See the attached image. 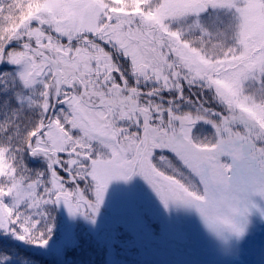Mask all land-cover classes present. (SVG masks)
<instances>
[{"label":"snow or ice","instance_id":"6c2138e0","mask_svg":"<svg viewBox=\"0 0 264 264\" xmlns=\"http://www.w3.org/2000/svg\"><path fill=\"white\" fill-rule=\"evenodd\" d=\"M136 175L169 215L209 177L264 203V0H0V264Z\"/></svg>","mask_w":264,"mask_h":264},{"label":"rangeland","instance_id":"374dc122","mask_svg":"<svg viewBox=\"0 0 264 264\" xmlns=\"http://www.w3.org/2000/svg\"><path fill=\"white\" fill-rule=\"evenodd\" d=\"M102 211L110 215L126 214L127 220L132 221L135 227L137 223L142 224V232L152 231L162 236L169 241V247L154 241L145 242L142 236L116 224L109 225L99 220L93 226L83 219H77L76 223L65 225L58 216L56 240H61L65 232H70L73 240L62 247L60 254L54 250L37 253L38 264H47L43 262L44 259L55 264H153L148 260L150 252L162 264H210L198 258L195 232L192 229L194 217L166 213L149 185L139 175L128 182L113 181ZM253 234H256L259 245L248 264H264V227L263 232ZM56 240L53 241L54 247ZM168 248H175L179 253Z\"/></svg>","mask_w":264,"mask_h":264},{"label":"clouds","instance_id":"9594fccd","mask_svg":"<svg viewBox=\"0 0 264 264\" xmlns=\"http://www.w3.org/2000/svg\"><path fill=\"white\" fill-rule=\"evenodd\" d=\"M173 212L194 217L203 233L225 255L231 254L256 221L264 223V205L248 191L226 180L209 177L202 199L181 193Z\"/></svg>","mask_w":264,"mask_h":264},{"label":"bare ground","instance_id":"6f19581e","mask_svg":"<svg viewBox=\"0 0 264 264\" xmlns=\"http://www.w3.org/2000/svg\"><path fill=\"white\" fill-rule=\"evenodd\" d=\"M258 225H259V221H257ZM128 225L130 227L135 228V225L132 222H128ZM192 226L193 229L196 231V243H195V247L198 248V253H199V257L203 259V261L205 260L206 262L208 261L210 264H227L226 260L228 261V264H237L240 262V260L244 257V252H245V248L248 249L251 246H253L255 243L258 244V242L256 240L252 241V243H246L247 247H243V249L236 247V252L235 254H222L218 248L213 247L206 239L204 241L205 236H203L202 234V230H200V226H198V223L196 222V220L193 218L192 219ZM208 258H204V256L206 255ZM246 256V255H245ZM221 262V263H220Z\"/></svg>","mask_w":264,"mask_h":264},{"label":"water","instance_id":"95a60500","mask_svg":"<svg viewBox=\"0 0 264 264\" xmlns=\"http://www.w3.org/2000/svg\"><path fill=\"white\" fill-rule=\"evenodd\" d=\"M63 223L65 225H71L73 223H75L76 219L75 220H71L68 218L67 214L65 211L61 210L58 214ZM100 219L106 221L107 223L111 224L112 222H115V223H118V224H121L120 223V220L119 219V216L118 215H115V216H99ZM127 230H131V232H133L134 234H138V235H141L142 237H144V239L146 240V242H149V241H158L160 243L165 244V245H168V243L160 236H156V235H151V233H143V232H139V231H136V230H132V229H129L127 228ZM138 239V238H137ZM151 260H153L154 258L152 257V255L150 256Z\"/></svg>","mask_w":264,"mask_h":264},{"label":"trees","instance_id":"16d2710c","mask_svg":"<svg viewBox=\"0 0 264 264\" xmlns=\"http://www.w3.org/2000/svg\"><path fill=\"white\" fill-rule=\"evenodd\" d=\"M43 262H44V263H47V264H55V262L53 263V262H51V261H49V260H47V259H44ZM101 264H103V263H101Z\"/></svg>","mask_w":264,"mask_h":264}]
</instances>
